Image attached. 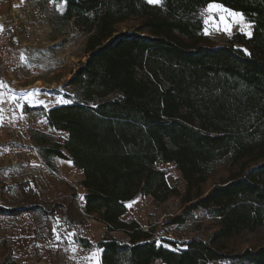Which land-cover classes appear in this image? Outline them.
<instances>
[{
  "label": "trees",
  "instance_id": "1",
  "mask_svg": "<svg viewBox=\"0 0 264 264\" xmlns=\"http://www.w3.org/2000/svg\"><path fill=\"white\" fill-rule=\"evenodd\" d=\"M209 3L243 13L251 36L213 42L200 15ZM62 19L89 33L68 83L81 100L48 110V126L68 139L40 149L47 162L58 156L82 170L86 212L128 234L126 243L104 237L101 264H264V247H215L264 227V0H66ZM158 161L174 163L189 193L197 190L185 201L213 217L210 241L175 251L122 219L140 194L156 202L179 194ZM217 163L229 176L202 193Z\"/></svg>",
  "mask_w": 264,
  "mask_h": 264
},
{
  "label": "rangeland",
  "instance_id": "2",
  "mask_svg": "<svg viewBox=\"0 0 264 264\" xmlns=\"http://www.w3.org/2000/svg\"><path fill=\"white\" fill-rule=\"evenodd\" d=\"M2 1L8 4V19L18 30L13 40L20 36L28 43L21 64L7 81L0 79L4 84L0 88V264H94L91 254L98 250L101 264L104 251L99 244L104 237L126 243L128 234L123 230L108 231L107 224L86 212L82 170L71 160L58 156L47 162L40 149L42 145L63 144L68 139V132L48 126L46 113L49 107L66 104L58 103L61 99L69 103L81 100L79 87L68 83L86 59L89 33L73 20L62 19L64 1ZM161 3L159 0L157 4ZM209 15L215 24L209 20L210 34H205L201 16L204 34L218 45L228 43L235 33L252 32V26L240 31L241 26L233 24L231 17H226L231 35L217 31V25L223 27L220 14L205 12V16ZM135 22L121 23L118 29L124 31ZM42 133L50 137L45 138ZM156 166L167 172L169 184L179 194L164 202L140 194L126 203L122 219L137 221L149 232L150 241L175 251L186 249L194 239L210 241L218 229L213 217L203 210L188 209L185 201L189 194L195 199L197 190L189 193L182 172L174 163L158 161ZM228 176L222 164L212 165L201 192L207 193ZM215 247L223 252L264 247V227L243 231ZM206 264L234 263L225 260Z\"/></svg>",
  "mask_w": 264,
  "mask_h": 264
},
{
  "label": "snow or ice",
  "instance_id": "3",
  "mask_svg": "<svg viewBox=\"0 0 264 264\" xmlns=\"http://www.w3.org/2000/svg\"><path fill=\"white\" fill-rule=\"evenodd\" d=\"M149 3H159V0H148ZM66 3V0H65ZM61 11H63V8L61 7ZM205 12L208 13H218L219 15V20L220 22L223 24V27H220L219 25L216 26V30L217 31H225L227 32L229 35H231V24H229L226 20V17H231L232 19V23L233 24H239L240 27V31H245L246 29H250L251 28V24L247 23L245 21V17L243 15V13H239V12H235L231 9L225 8L222 4H217V3H209L207 9L205 10ZM205 12L201 13V16L204 17V23H205V34H210L208 31V24H209V20H213V17L211 15L209 16H205ZM213 23L215 24V21L213 20ZM0 30H2V26H0ZM248 36H251V32L247 31L246 33ZM245 52H247V50L245 49ZM4 84L3 81H0V88H3ZM39 90H33V93L38 92ZM0 95H2V93H0ZM27 95H32V94H28ZM13 99H15V97H13ZM32 101L30 100L29 103H31ZM39 103H43V101H38ZM58 103H69V101L67 100H59ZM21 109L23 108V105H20ZM3 123V117L0 116V124ZM81 199H83L81 197ZM74 235V233H73ZM99 255V250L97 252H93L91 254V259L93 260L94 264H99V260L97 259Z\"/></svg>",
  "mask_w": 264,
  "mask_h": 264
},
{
  "label": "built area",
  "instance_id": "4",
  "mask_svg": "<svg viewBox=\"0 0 264 264\" xmlns=\"http://www.w3.org/2000/svg\"><path fill=\"white\" fill-rule=\"evenodd\" d=\"M23 55L24 46L15 44L8 31L0 30V78L3 81L21 64Z\"/></svg>",
  "mask_w": 264,
  "mask_h": 264
},
{
  "label": "crops",
  "instance_id": "5",
  "mask_svg": "<svg viewBox=\"0 0 264 264\" xmlns=\"http://www.w3.org/2000/svg\"><path fill=\"white\" fill-rule=\"evenodd\" d=\"M7 5L8 4H5L2 0H0V26H2V29L8 31L11 34L12 40H13V35L17 34L18 30L16 28H14V24L11 23V21L8 19L10 10H9V6H7ZM9 29H10V31H9ZM11 29H12V31H11ZM15 39L13 40V42L15 44H18V45H23L24 48H25V45H27L26 43H28L26 39H24V38L22 39L20 36L15 38ZM50 108H52V107H49L48 109H50Z\"/></svg>",
  "mask_w": 264,
  "mask_h": 264
}]
</instances>
